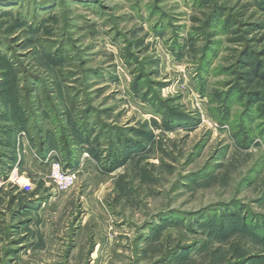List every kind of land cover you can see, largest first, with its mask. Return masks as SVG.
Masks as SVG:
<instances>
[{"label": "rangeland", "instance_id": "obj_1", "mask_svg": "<svg viewBox=\"0 0 264 264\" xmlns=\"http://www.w3.org/2000/svg\"><path fill=\"white\" fill-rule=\"evenodd\" d=\"M199 10L0 0V264H264V132Z\"/></svg>", "mask_w": 264, "mask_h": 264}, {"label": "trees", "instance_id": "obj_2", "mask_svg": "<svg viewBox=\"0 0 264 264\" xmlns=\"http://www.w3.org/2000/svg\"><path fill=\"white\" fill-rule=\"evenodd\" d=\"M197 5L203 18H193L192 34L208 49L223 38L230 85L264 132V0H197Z\"/></svg>", "mask_w": 264, "mask_h": 264}, {"label": "built area", "instance_id": "obj_3", "mask_svg": "<svg viewBox=\"0 0 264 264\" xmlns=\"http://www.w3.org/2000/svg\"><path fill=\"white\" fill-rule=\"evenodd\" d=\"M49 168L50 184L56 192H67L75 186L79 177L78 170L64 169L63 164L58 160H53ZM2 185L0 182V188Z\"/></svg>", "mask_w": 264, "mask_h": 264}, {"label": "crops", "instance_id": "obj_4", "mask_svg": "<svg viewBox=\"0 0 264 264\" xmlns=\"http://www.w3.org/2000/svg\"><path fill=\"white\" fill-rule=\"evenodd\" d=\"M49 170H50V168H49Z\"/></svg>", "mask_w": 264, "mask_h": 264}]
</instances>
